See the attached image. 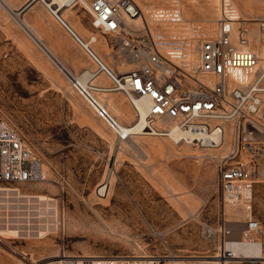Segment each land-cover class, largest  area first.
<instances>
[{
	"label": "rangeland",
	"instance_id": "1",
	"mask_svg": "<svg viewBox=\"0 0 264 264\" xmlns=\"http://www.w3.org/2000/svg\"><path fill=\"white\" fill-rule=\"evenodd\" d=\"M6 1L17 9L27 2ZM135 1L143 10L180 4L189 25L201 21L212 26L218 16V0ZM234 1L249 20L252 47L260 48L261 35L255 32L264 19V0ZM1 2L0 117L18 129L41 159L46 178L27 189L55 198L59 218L57 228L45 237L0 234V264L52 262L61 259L63 252L129 258L157 254L165 256V264H218L213 255L219 223L224 216L230 221L242 219L241 207L223 201L215 165V156L221 152L178 144L156 134L118 142L111 127L79 95L68 74ZM39 2L21 17L72 73L86 68L82 62L91 68L86 52ZM64 8H68L64 16L86 41L92 35L98 37L90 45L112 65L113 51L105 43L109 36L93 27L82 6ZM167 23L156 24L152 31ZM117 62V71H124L125 63ZM96 82L108 84L110 80L100 75ZM100 97L124 124L135 122L137 113L122 92ZM106 179L110 189L105 197L97 190ZM255 205L264 221V183L256 187ZM241 251L258 253L249 246ZM172 256L177 261L172 262Z\"/></svg>",
	"mask_w": 264,
	"mask_h": 264
},
{
	"label": "built area",
	"instance_id": "2",
	"mask_svg": "<svg viewBox=\"0 0 264 264\" xmlns=\"http://www.w3.org/2000/svg\"><path fill=\"white\" fill-rule=\"evenodd\" d=\"M45 4L95 61V69L86 68L71 79L98 117L114 129L118 142L141 133H129L125 129L127 124L100 104V94L122 92L137 115L140 107H146L144 131L166 135L169 127L157 125V121H173L179 131L191 133L181 141L193 146L216 149L229 141L225 154L215 157V165L223 201L241 207L242 219L230 221L224 216L219 223L218 264H264V221L255 205L256 187L264 183V53L261 52L264 19L260 23V48H253L252 34L246 25L249 20L238 16L234 0H222L215 34L203 33L191 42L192 45L197 41V49L192 61L194 69L190 70L175 60L181 53L159 50L165 39L155 37L150 21L131 22L141 14L145 17L135 0H68L67 7L82 6L89 13L93 27L112 37L113 47L121 50L124 63L136 65L128 71L117 72L75 34L58 8ZM169 20L180 22L181 12H171ZM86 73L89 79L80 81L79 77ZM102 73L110 83L95 82ZM37 162L42 165L38 167ZM44 178L46 174L39 156L17 128L0 117V198L4 205L0 208V218L17 226L23 238H30V233L34 235L45 216L34 203L20 202L18 198L34 195L27 187ZM244 241L259 245L260 253L240 255L230 246ZM165 262V256L157 254L137 261L121 255H79L61 257L58 264Z\"/></svg>",
	"mask_w": 264,
	"mask_h": 264
},
{
	"label": "bare ground",
	"instance_id": "3",
	"mask_svg": "<svg viewBox=\"0 0 264 264\" xmlns=\"http://www.w3.org/2000/svg\"><path fill=\"white\" fill-rule=\"evenodd\" d=\"M3 2V5H6L7 8L9 9V13H13L15 14V17L17 19V22L19 21V25H21V27H23V29H25V31L40 45V47L47 53V55L60 67V69H62L64 72H66L65 74H68V76L70 77V79L72 78V72L71 70H69V68L62 62L59 60V58L55 55V53L49 49V47L40 39V37L34 32V30L29 26V24L21 17L22 13L21 9L26 6L28 3H32V1L36 2V1H41L43 3H50L52 5H54L56 8H58L63 15H65V10H67L68 8H64L66 6V3L68 0H27L26 4L24 6H22L20 9L18 8H14L11 6V4H9L6 0H0ZM1 2V3H2ZM221 3L222 0H218L217 2V11H218V16L215 19L214 23L212 24V26H206L205 24H203L201 21L197 22V23H193L192 25L188 24L189 21L186 18L184 11L182 10V7L180 4H173V5H153L150 6L148 8H146V10H144L145 13V17L143 14L139 15L137 18H135L134 20H131V22H140L143 19H146L147 21H150L151 26H155L156 24L160 23L159 21H157L155 18L158 17L160 19H165V22H168L167 25H163L161 28H156L155 30H153V33L155 35V37L159 38V37H163L165 39L164 43L161 45V48L163 49L162 52L167 53L168 51L174 52V53H181L179 54V58L175 59L176 61H178L182 66L187 67L188 69L192 70L193 68V60L195 57V52L194 50L197 49V41L194 42L191 45V42L194 39H198L200 37L201 34L203 33H213L215 34L217 25H218V20L221 16ZM5 6V7H6ZM235 7L238 8V16L241 17V19H245L244 16L241 15V10L239 7H237V5L235 4ZM7 9V10H8ZM175 12V11H179L181 12V16H182V20L180 22H172L169 20L170 17V13L171 12ZM12 15V14H11ZM14 16V15H13ZM132 22V23H133ZM256 28V34H260L261 33V28L258 29ZM98 37L96 35H92V38L90 40V42L92 41H97ZM90 45V43H88ZM262 54L264 53V49L261 51ZM186 61L189 62L186 63ZM62 65H61V64ZM64 66V67H63ZM82 67H87L85 63L82 64ZM131 67V66H130ZM129 66H127L124 71L128 70L130 68ZM85 79H89V74H84L83 76L79 77L80 81H85ZM72 80V79H71ZM78 92V91H77ZM80 95V94H79ZM97 97V96H96ZM100 104L105 106L108 111L110 112L111 115H113V113L110 110V105L104 100V98H102V100H100ZM146 115H147V109L146 107L142 106L140 107V112L138 113V115H136V120L135 121H140V122H136V123H130L126 126V130L129 131V133L131 132H138L141 134L135 135L133 137H138L141 135H152V134H156L159 135L158 133H150L147 131L142 130L143 128V124L145 122L146 119ZM124 125V124H123ZM157 125H167L169 127V131L166 135H162V136H166L171 138L173 141H175L176 143L180 144L181 142V138H183V136H189L188 134H191L190 132H185V131H179L178 128H176V125L173 121H169V122H165L163 120H158L157 121ZM111 127V126H110ZM111 129L114 132V129L111 127ZM115 134V133H114ZM116 140L118 141L117 137L115 136ZM132 138L127 139L126 141L131 140ZM124 141V142H126ZM188 144V143H186ZM188 146H191V144H188ZM138 151H140L141 153H143L141 151L140 147H136ZM229 148V141H224L223 144L216 149L217 152H221L220 154L216 155L215 157H220L221 154L224 155L226 150ZM39 167L40 162L36 163ZM44 169V167H43ZM109 179H106L105 181H103L98 190H97V194L98 195H103V196H107L109 194ZM21 201L26 200L27 202H31L34 203L33 206H35L36 208H38L40 210V212L43 214V216H45L38 228H37V232L34 233L35 236L37 237H45L47 234L50 233V231L54 230V228H57V223H58V217L56 216L57 214V203H56V199L53 197H50L46 194H40L39 196L37 194L34 195H26L23 196V198H18ZM1 198H0V208H2L4 205L1 204ZM10 205H6V208L9 207ZM1 213V212H0ZM49 216V219L46 218ZM52 215V216H51ZM52 217V218H51ZM52 220L53 224H48L47 222L43 221V220ZM0 218V234H11V235H15V236H21L22 232H20V230L18 229L17 226H12L9 225V223H5L3 222ZM32 233H30L29 235H31ZM236 253H239L240 255H253L251 253L249 254H244L242 253V247L243 246H249V249H256L258 251L257 254L260 253V246L256 245L254 243H249V241H244L242 243H233L230 245ZM255 254V255H257ZM79 255H84V256H92V257H99V256H103L100 254H72V255H67V254H63L60 257H64V256H79ZM150 254H144L142 256L140 255H135L132 256V259L134 261L140 260L142 257H147ZM50 257H59V255L57 256H50ZM50 257H44L45 259H49ZM213 257H217V255H213ZM59 260L61 259H57L55 261L52 262H59ZM172 262L177 261V259L175 258V256H172V258L170 259ZM52 262H43L41 264H50ZM211 262H214V260H211ZM215 262L218 263V260L215 259ZM233 262H237V260H234Z\"/></svg>",
	"mask_w": 264,
	"mask_h": 264
},
{
	"label": "crops",
	"instance_id": "4",
	"mask_svg": "<svg viewBox=\"0 0 264 264\" xmlns=\"http://www.w3.org/2000/svg\"><path fill=\"white\" fill-rule=\"evenodd\" d=\"M27 1V0H26ZM25 1V2H26ZM24 2V3H25ZM39 3H41V2H39ZM43 3V2H42ZM26 4V3H25ZM24 4V5H25ZM35 4H38V3H35L34 1L28 6V7H26L22 12H23V14H24V12L27 10V9H29L30 7H32V6H34ZM44 5H45V7L47 8V10H48V12L54 17V15H53V13L50 11V9L47 7V5L45 4V3H43ZM23 5V4H22ZM21 7V6H20ZM73 7V6H72ZM19 8V7H18ZM20 9V8H19ZM60 13L62 14V16H63V18H64V20L69 24V26L73 29V31L75 32V34L77 35V36H79L84 42H86V43H90V41H86L77 31H76V29L71 25V23L67 20V18L63 15V13L60 11ZM89 14V13H88ZM90 16V15H89ZM54 19H55V21L66 31V33H68V35H70V37L75 41V43L79 46V47H81L85 52H86V54H87V56L89 57V60L92 62V67L90 68V67H86V68H89V69H95L96 68V63H95V61L88 55V53H87V51L85 50V48L83 47V45L81 44V43H79L77 40H76V38H75V36L70 32V31H68L65 27H64V25L62 24V23H60L55 17H54ZM90 19H91V17H90ZM98 30V29H97ZM100 31V30H99ZM104 34V33H103ZM105 35V34H104ZM105 36H107V35H105ZM109 36V35H108ZM105 43H106V45L108 46V48H112V51H113V54H111V57H113L114 59V61L112 62V65H111V63H108L110 66H112L113 67V65H114V69L117 71V65L118 64H116V63H118L117 61H120V63H123L124 64V61H123V58L121 57V50L120 49H118V48H114L113 47V43H112V38H110V36H109V38H106L105 39ZM99 56H101L102 58H103V56L101 55V54H99L91 45H89ZM106 55H110V53H107ZM104 59V58H103ZM105 60V59H104ZM82 64H83V62H82ZM125 65H126V67L127 66H131L128 70H130V69H132L133 67H135L136 65L135 64H133V63H129V65H128V63H125ZM125 67V68H126ZM86 68H84V69H86ZM83 69V70H84ZM82 70V71H83ZM128 70H126V71H128ZM81 71V72H82ZM80 72V73H81ZM118 72V71H117ZM121 72V71H120ZM122 72H124V71H122ZM79 73V74H80ZM79 74H74V73H72V75H79ZM100 75H104L105 77H106V75L104 74V73H102V74H100ZM100 75H98L97 77H99ZM108 78V77H107ZM96 80H97V78L95 79V82H96ZM97 83V82H96ZM88 104V103H87ZM89 105V104H88Z\"/></svg>",
	"mask_w": 264,
	"mask_h": 264
},
{
	"label": "water",
	"instance_id": "5",
	"mask_svg": "<svg viewBox=\"0 0 264 264\" xmlns=\"http://www.w3.org/2000/svg\"><path fill=\"white\" fill-rule=\"evenodd\" d=\"M33 2V1H32ZM31 4V2L30 3H28L26 6H24L22 9H21V12L26 8V7H28L29 5ZM61 64V63H60ZM62 65V64H61ZM64 67V66H63Z\"/></svg>",
	"mask_w": 264,
	"mask_h": 264
}]
</instances>
